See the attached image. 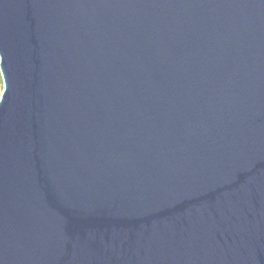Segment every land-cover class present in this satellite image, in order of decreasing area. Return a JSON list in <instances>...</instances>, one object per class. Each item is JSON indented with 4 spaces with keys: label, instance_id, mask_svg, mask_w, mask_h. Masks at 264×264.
I'll return each mask as SVG.
<instances>
[{
    "label": "water",
    "instance_id": "95a60500",
    "mask_svg": "<svg viewBox=\"0 0 264 264\" xmlns=\"http://www.w3.org/2000/svg\"><path fill=\"white\" fill-rule=\"evenodd\" d=\"M0 264H264V0H0Z\"/></svg>",
    "mask_w": 264,
    "mask_h": 264
},
{
    "label": "rangeland",
    "instance_id": "374dc122",
    "mask_svg": "<svg viewBox=\"0 0 264 264\" xmlns=\"http://www.w3.org/2000/svg\"><path fill=\"white\" fill-rule=\"evenodd\" d=\"M3 90H4V81H3L2 74L0 71V98L2 96Z\"/></svg>",
    "mask_w": 264,
    "mask_h": 264
}]
</instances>
